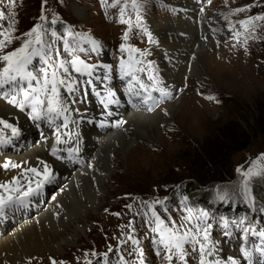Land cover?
Returning <instances> with one entry per match:
<instances>
[{
    "label": "rangeland",
    "instance_id": "374dc122",
    "mask_svg": "<svg viewBox=\"0 0 264 264\" xmlns=\"http://www.w3.org/2000/svg\"><path fill=\"white\" fill-rule=\"evenodd\" d=\"M147 1L148 8L143 17L145 21L146 17L148 18L149 28L157 39L153 37L152 45H145L152 53L151 57L155 59L151 66L153 68L158 66L160 75L167 79L168 83L165 87L167 86L166 89L171 92L169 101L156 107L159 108L161 105L167 107L169 103L178 101V108L174 113H182L171 123L157 124L154 127V136L138 138L133 145V148L138 150L136 155L131 156L129 163L126 156L121 152L118 154V168L113 174V179L108 183L111 194H107L106 203H103L98 211H92L81 222L87 225V234H82L77 244L65 245V250L59 254L44 251L27 258L19 257L16 261L1 258L0 264H52L51 257L77 263L80 255L87 253L91 255L92 252L106 250L109 245H114L121 238L128 217L130 218L133 210L139 206L133 198L141 194L154 196L167 194L170 197V206H167L169 209L166 212L163 210L162 216L170 221H176L182 214V210L176 204V193L180 189L184 193L189 192L191 196L199 195L205 198L206 194L213 190L223 189L220 194L228 193V189L245 190L249 193L250 187L264 184V175L253 176L248 181L247 189L244 187L242 172L251 168L261 154H264V135L255 137L251 131L248 146L243 150L235 151L230 157L231 169H217L214 166L208 169V173L202 172L201 178L205 181L204 183L190 179L188 176V173L193 172L195 168L190 162L194 148L203 146L208 138L222 133L226 125L235 127L236 135L233 140L238 139L244 142L247 134L245 129H248V125L255 124L252 107L257 99L264 96V19H253L247 28L240 21L250 17L264 16V0H211V7L217 9L212 12L205 9L202 16L194 13L196 1L204 5L202 2L206 3L207 0ZM172 1H175V5L179 8L185 7L188 11L182 12L181 9L174 7V10L169 12L167 4ZM112 2L113 0H110V3ZM77 7H84L86 11L78 14ZM237 9L244 10L237 11ZM0 10L7 14L8 0H0ZM11 11L16 13L13 18L16 21V31L13 35L20 39L14 40L5 51L19 47L26 38L22 34L35 24L39 23L44 27L50 20L55 19L58 25L62 26L65 24L63 20L67 19L74 24V30H79L82 35L95 36L98 38H96L97 41H100L97 51L102 53L104 60L99 64V69L102 68L103 63H106V54L109 55L112 66L115 67L117 45L123 41L125 25L117 22L116 19L111 21L108 13L105 16L97 0H15V6ZM207 12L209 17L214 16L213 21L205 17ZM41 15L46 19L41 20ZM170 18L185 21L190 28L195 27L193 31H190L186 29V24L177 26L178 29L173 32L178 38H186V35L193 34L191 39L193 44L198 33L200 40L206 42L205 46L211 41L209 47L198 54L205 71L201 79L191 78L190 74L181 77L179 74V68L189 62L187 57H189L190 47L181 44V41L173 42L172 39L169 42L165 41L164 34L160 35L153 28L151 19L165 26ZM198 18L202 19V24H198ZM218 20H224L226 25L234 23L232 36L226 38L223 36L222 39H225L220 42H217L220 33L214 27ZM7 23V20L0 21V25L5 27ZM184 28L185 30H182ZM223 28L224 33H227L228 28ZM231 31L232 29L229 30V34ZM235 32L241 33L239 38L234 36ZM245 39L247 43H244ZM157 55L161 60H158ZM93 58L94 61L100 62L101 55L93 53ZM78 81L80 83V79ZM180 85H184L182 89H178ZM210 96L215 99H208ZM77 98L80 99V96L77 95ZM181 102L185 104L182 105ZM79 107L81 110L84 109V105L82 106L80 102ZM142 108L145 112H137L152 114L155 111V109ZM116 131L119 130L114 129V132ZM259 162L264 165V159H260ZM228 172H233V177ZM0 177L6 180L11 179L12 176L7 170H2ZM218 200L226 201L219 198ZM245 200L251 204L250 194L245 196ZM128 205L131 207H127ZM144 226V219H137L135 229L138 233L141 231V235L146 239ZM147 240L150 239L147 238ZM226 240L224 239L225 242L236 243L233 235ZM147 249L152 253L150 246H147ZM261 264H264V260Z\"/></svg>",
    "mask_w": 264,
    "mask_h": 264
},
{
    "label": "bare ground",
    "instance_id": "6f19581e",
    "mask_svg": "<svg viewBox=\"0 0 264 264\" xmlns=\"http://www.w3.org/2000/svg\"><path fill=\"white\" fill-rule=\"evenodd\" d=\"M77 11L78 14H81L86 9L77 7ZM151 21L156 32L160 35L164 34L165 41L169 42L171 39L173 42L181 41V44L190 47L189 57H187L189 62L179 68L180 76L185 77V75L190 74L191 78L201 79L205 71L198 54L206 50L211 41L205 46L206 42L200 40L198 33L193 44L191 40L193 34L186 35V38L175 36L173 31L178 29L177 26L179 25L184 26L186 24V29L190 31L195 29V27L190 28V25L185 21L170 18L165 26L152 19ZM166 44L168 43L166 42ZM105 62L110 63V57L107 54ZM170 62L172 63V61ZM177 63L179 64L178 60ZM76 79L78 81L77 77ZM116 82L113 80L111 84L115 85ZM101 83L98 81L94 84L100 85ZM79 84L76 85L75 92H69L62 88L61 95L66 100L69 110L74 114V117L70 116L73 118L69 120L67 126L74 129V139H81L83 142L84 152L80 162L58 160L50 154L54 145L65 147L71 144V142L56 144L58 134L62 140H67L63 131L59 130L58 133L57 129H45L44 135L40 137L35 123L27 118L25 111H21L17 107L9 105L6 100L0 99V116L8 118L12 124L19 126L21 132L19 138L11 139V143L0 148V165L11 160L14 163L22 164L24 167H35L39 166L40 161H44L51 166L55 177L44 185L45 193L40 190L39 195L33 199L36 207H33L32 211L17 212L6 209L4 215L0 216V259L16 261L19 257L27 258L44 251L59 254L65 250V245L77 244L82 237L81 235L87 234V225L81 222L92 211H98V208L106 203L107 194L110 193L108 183L113 179V174L118 168V154L121 152L126 156L127 163H129L131 156L136 155L138 150L133 148L134 142L138 138L154 136V127L157 124L171 123L182 113H174L178 108L177 101L169 103L167 107L166 105H161L159 108L155 106L153 108L155 111L152 114H144L143 104L138 107L137 101H135V105L126 101V96L131 94L129 89L122 91L118 88L124 103L114 115L119 120V124L115 128L113 127L109 131L98 130L95 126H90L84 121L78 125L74 118L79 115L101 117V110L92 96L93 86L84 85L85 91H81ZM108 87L112 86L108 85ZM100 88H103L102 84ZM166 90L171 94L168 89ZM77 95L80 96V99L77 98ZM79 102L82 106L84 105L83 110L80 109ZM181 104L184 105L185 103L181 102ZM114 129L119 131L114 132ZM2 170H7L12 177L22 171V169L11 168H2ZM2 170L0 168V173ZM219 237L222 238L221 236H214V238ZM229 243L236 246V243L230 241ZM262 261L257 260L256 264H261Z\"/></svg>",
    "mask_w": 264,
    "mask_h": 264
},
{
    "label": "snow or ice",
    "instance_id": "6c2138e0",
    "mask_svg": "<svg viewBox=\"0 0 264 264\" xmlns=\"http://www.w3.org/2000/svg\"><path fill=\"white\" fill-rule=\"evenodd\" d=\"M101 4L106 7H116L119 0H113L109 3L108 0H100ZM9 11L7 14L5 11L0 10V21L7 20V26L0 25V96L7 99L8 102L21 111L25 108L30 109L28 112L29 117L34 121L41 119H47L48 121H54L57 118H64V127H67L69 117L65 115L70 110L67 106L66 100L61 95V88H65L69 92L76 91V85L79 83L76 77L72 74L78 73L81 76L93 75V71L96 65H90L76 55L77 49L70 46L67 39L64 40V51L69 54L71 59L65 60L60 58L59 49L54 50L55 55L52 54V45L48 44L44 40L45 31L42 24H35L31 29L22 35L26 37L19 45L10 51H5L8 45L13 44L14 40H19L20 37L14 36L16 31V21L13 19L16 15L11 9L15 6V0H8ZM131 6L134 9L139 8L137 0H131ZM128 7V0H125L124 5L120 8V22L131 25L130 20H125V9ZM244 9H237V11H243ZM41 20L46 19L43 15L40 17ZM139 20V17H137ZM253 19H264V16L250 17L247 20H242L240 23L247 28ZM53 19L52 23H55ZM57 34L55 31L52 32V36L55 37ZM79 35V34H77ZM241 33L235 32L234 36L239 38ZM67 36H73L71 29L67 30ZM90 39V38H89ZM128 34L125 32L124 40L127 41ZM92 44V51H97L100 47L99 43L95 40L90 39ZM247 43V39L244 40ZM121 52L126 50V45H120ZM127 50L130 52H138L139 49H134L131 46H127ZM79 51H84L80 48ZM40 63V67L35 66V62ZM133 63L139 64L140 61H133L132 57H129V61L126 62L123 58L120 61L119 72L123 79L124 77L130 76L129 80V91H132L133 81H135L141 89H144L148 94L144 97V102L153 99L151 91L148 86L139 79L135 74L136 72L143 71L142 68H134ZM107 70V74L104 79H110V73L112 72L111 65L103 66ZM71 69V70H70ZM99 79V77H97ZM150 80H154V77L149 76ZM84 83L91 84V79L84 81ZM94 87V86H93ZM152 90L160 92L161 96H169L170 93L164 88H159L154 83ZM99 95V93H96ZM135 95H140L139 92H135ZM115 93L109 91L108 97H113ZM208 99H215V97H208ZM114 99H108L105 103L104 99H101V103H104L105 107L109 103H116ZM111 115V113H108ZM0 133L4 129L11 130V137L20 135V129L15 127L8 120L0 117ZM59 133V128H57ZM73 136L75 134H72ZM11 137L5 139L0 136V145H6L11 143ZM71 138V137H70ZM69 140H62L58 134L56 136V144L68 143ZM58 149L55 145L51 149L53 156H58ZM66 151L69 153V158L73 156V153L78 152V148H68ZM59 158V157H58ZM264 159V154H261L260 158L253 163V166L246 171L242 172L244 177V187L247 189L248 181L253 176L264 175V165L260 164L259 160ZM27 163V162H25ZM0 168L3 169H22L20 173L13 176L10 180L0 183V216H3L5 210L16 204H25L27 200L33 195L37 194L46 183L53 180L54 174L52 173L51 166L40 161L39 166L24 167L22 164L14 163L11 160L5 161ZM240 171V169H237ZM228 193H218L220 200H225ZM187 200V197L184 198ZM146 204L148 202H145ZM161 200L154 201L152 204H148V207L152 209V216L155 218V227L152 229L153 232L157 233L159 239L156 241L162 246L164 258L172 264L174 256L178 258L182 264H188L187 252L185 251V244H192L193 251L199 253V264H221L219 260H209L208 257L212 256L213 253L208 249V245L203 243L198 236H202L203 241L208 240V228L210 225L205 224V220L208 216L207 212L200 210L198 216H194L193 209L186 208L187 215L184 220L191 223L194 219L199 223L194 225L193 228L185 229L184 224L177 225L175 221H170L171 226L165 223L160 218L154 208V204H163ZM127 207H131L128 205ZM119 215V213H115ZM131 227V222L129 224ZM181 229H184L181 231ZM260 235L264 236V233ZM128 240H131L133 244H137L138 241L131 235L128 236ZM127 241H120L121 244ZM198 246V247H197ZM108 251H113L112 246L109 245ZM159 254V252H158ZM247 254V253H246ZM92 256H96V252L91 253ZM104 257V264H108V252L101 254ZM87 256V254H86ZM123 261V257H121ZM52 264H57L53 261ZM86 264H91L90 260H86ZM139 264H145V258L143 250L139 252ZM230 264H237L236 261H230Z\"/></svg>",
    "mask_w": 264,
    "mask_h": 264
},
{
    "label": "trees",
    "instance_id": "16d2710c",
    "mask_svg": "<svg viewBox=\"0 0 264 264\" xmlns=\"http://www.w3.org/2000/svg\"><path fill=\"white\" fill-rule=\"evenodd\" d=\"M252 113L255 115V124L253 126L248 125L247 134L244 137V142L233 140L236 135L234 125L225 126V130L219 133L217 136L208 138L206 143L194 148L190 162L195 168L193 172L188 173L190 179L204 183L201 178L202 172L208 173V169H231L230 157L235 151L245 149L249 144L250 131L254 133V136L264 135V96L257 99L252 107ZM233 177V172H228ZM191 180V182L193 181ZM190 182V183H191ZM255 189L262 201H264V184L260 183L255 185Z\"/></svg>",
    "mask_w": 264,
    "mask_h": 264
}]
</instances>
